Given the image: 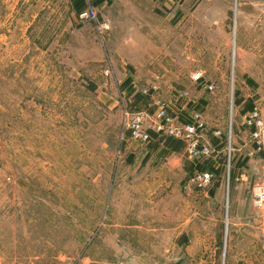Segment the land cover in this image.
<instances>
[{
	"label": "rangeland",
	"instance_id": "rangeland-1",
	"mask_svg": "<svg viewBox=\"0 0 264 264\" xmlns=\"http://www.w3.org/2000/svg\"><path fill=\"white\" fill-rule=\"evenodd\" d=\"M49 1L10 0L9 31L0 23V264H175L150 244L170 212L191 241H211L189 246L193 264H264V209L253 204L264 184L263 137L247 118L257 109L264 122V81H245L264 64L256 51L264 0H85L109 24L102 37L78 19L85 7ZM225 5L232 54L215 73L212 12ZM185 102L188 121L178 112ZM159 108L174 123L202 122L211 155L195 161L185 142L151 130ZM137 117L143 141L131 138ZM166 138L184 149L191 194L211 187L218 155V203L211 191L182 203L151 175L147 146ZM195 168L212 174L206 188L191 182Z\"/></svg>",
	"mask_w": 264,
	"mask_h": 264
},
{
	"label": "crops",
	"instance_id": "crops-1",
	"mask_svg": "<svg viewBox=\"0 0 264 264\" xmlns=\"http://www.w3.org/2000/svg\"><path fill=\"white\" fill-rule=\"evenodd\" d=\"M28 0H15L14 4L18 5H24ZM31 1V0H30ZM38 2L39 0H35ZM50 4H52L51 0L49 1ZM78 3V0H71V9L74 12H79L81 9L85 7V0H83V6L80 9L76 8V4ZM101 5L97 4V6ZM9 6H10V0H0V23L1 26H6L4 31L8 30V18H9ZM96 6V7H97ZM214 14L212 12V70L217 73L221 72L223 69L227 70L229 65V55L232 54V40L230 33H228L227 30V5H225L224 9L215 7ZM263 12V10H261ZM257 15V14H256ZM258 16V19L260 18L261 24L258 23L257 29L260 31H264V18L263 15ZM259 22V21H258ZM162 31L164 32V37L166 38V41L169 40V28L168 25H166L164 28L162 27ZM3 31V29H2ZM162 34V36H163ZM161 36V37H162ZM263 43H260V45L257 44L256 51L257 53H264V47ZM164 48L167 52V43L164 45ZM194 66V64H193ZM254 75V74H253ZM253 75L248 76L245 78V81L248 84H260L264 81V64L257 66V72L255 78ZM213 76V75H212ZM213 78V77H212ZM212 83H214L212 81ZM205 100V99H203ZM198 101H196L197 103ZM195 104V103H194ZM186 102L179 104V115L184 118L185 120H190L191 118V112L189 109L186 108ZM198 105H194L197 107ZM146 159L145 162L151 161L153 164V167L151 168L150 172L153 176L156 174V176L160 175L159 177L163 180V182L167 183V186L170 185L172 189H170L169 193H172L176 195V198L178 199L179 196L183 198L185 196L191 195V197L195 198L198 197V195H203L204 197H209L208 193L212 192V203H218L217 197L222 198V192L224 188V180L222 179V174L218 173L219 164L217 161V157L212 159V167L215 170V178L214 181L209 189L207 191H199L196 193H192V188L187 184L186 178H187V170L189 167V163L187 162L185 158L184 149L181 148L180 150L173 151L167 146H165L163 143H154L149 144L147 146V151L145 153ZM132 156H136V153H134ZM145 157V156H144ZM144 162V163H145ZM217 167V169L215 168ZM218 173V174H217ZM184 179V182L182 185L175 184L176 182L180 183V181ZM187 187V188H186ZM185 188L187 190H185ZM221 205V201H220ZM220 205L212 208L213 211L217 214V210L220 208ZM178 208V206H177ZM166 212V211H163ZM170 212V211H169ZM197 212H193V218L196 216ZM169 222L166 225H160L157 226L159 229L166 231V233H161L162 239H152L150 240V244L153 245L154 243L156 245H160L162 247H166L163 252L161 253V260H167L174 262L175 264H193L196 261H199V257L196 256L195 250L190 251L189 246H198V245H204V244H211V241L207 240L205 238H194V241H191L190 238H187V232L185 230V220H182V222L178 221L176 217L177 223H174L171 218V212L168 214ZM171 218V219H170ZM213 222H217L216 219L212 218ZM190 227V226H189ZM190 229V228H188ZM193 229V228H192ZM172 230H176V236L174 235ZM181 230V231H179ZM171 231V232H168ZM185 232V233H184ZM160 261V260H159ZM193 262V263H192Z\"/></svg>",
	"mask_w": 264,
	"mask_h": 264
},
{
	"label": "built area",
	"instance_id": "built-area-1",
	"mask_svg": "<svg viewBox=\"0 0 264 264\" xmlns=\"http://www.w3.org/2000/svg\"><path fill=\"white\" fill-rule=\"evenodd\" d=\"M78 19L81 22L92 23L98 36L102 35L109 30V24L107 21H99L96 11L91 7L87 6L81 10L78 14ZM209 89H213L212 85L208 86ZM142 118V119H141ZM137 117L132 119L130 125L131 138L138 141L147 139L146 133H144V122L143 117ZM248 122L252 124L255 129L259 130L262 135V144L264 146V122L258 116V110H250L247 114ZM197 125H183L174 123L171 117L167 114L164 108H159L152 118L149 128L162 137H171L176 140H181L186 144V151L189 157H193L195 161L208 158L212 149L210 145L203 141L199 132L204 128L202 122L197 121ZM254 124V125H253ZM216 135H219L216 132ZM259 132H254L253 136L257 137ZM190 180L198 187L206 188L212 182V174L207 170H200L195 168L191 173ZM254 207L257 209H264V184L256 188L254 195ZM261 250L264 251V243L261 245Z\"/></svg>",
	"mask_w": 264,
	"mask_h": 264
},
{
	"label": "trees",
	"instance_id": "trees-1",
	"mask_svg": "<svg viewBox=\"0 0 264 264\" xmlns=\"http://www.w3.org/2000/svg\"><path fill=\"white\" fill-rule=\"evenodd\" d=\"M103 0H97L96 3H100L102 2ZM83 0H78V3L76 4V8L77 9H80L82 8L83 6ZM129 79L126 80L124 83H123V86H127L129 84ZM152 138L156 139V136L154 134H151ZM161 143H163L165 146H167L168 148H170L171 150L173 151H177V150H180L182 148L181 144L179 141H176V140H172L170 138H166V139H160Z\"/></svg>",
	"mask_w": 264,
	"mask_h": 264
}]
</instances>
